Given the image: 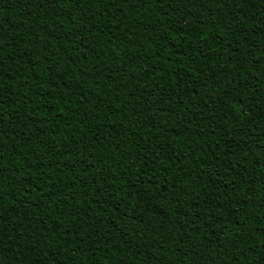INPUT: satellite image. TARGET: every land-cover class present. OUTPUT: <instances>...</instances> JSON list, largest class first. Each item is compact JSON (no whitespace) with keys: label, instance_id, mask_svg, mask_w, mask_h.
<instances>
[{"label":"trees","instance_id":"1","mask_svg":"<svg viewBox=\"0 0 264 264\" xmlns=\"http://www.w3.org/2000/svg\"><path fill=\"white\" fill-rule=\"evenodd\" d=\"M0 264H264V0H0Z\"/></svg>","mask_w":264,"mask_h":264}]
</instances>
